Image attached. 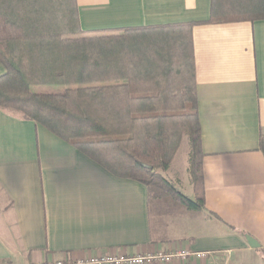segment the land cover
<instances>
[{
	"label": "crops",
	"instance_id": "obj_1",
	"mask_svg": "<svg viewBox=\"0 0 264 264\" xmlns=\"http://www.w3.org/2000/svg\"><path fill=\"white\" fill-rule=\"evenodd\" d=\"M76 2L87 34L192 25L205 210L152 200L140 183L0 110V264H264V20L210 24V0Z\"/></svg>",
	"mask_w": 264,
	"mask_h": 264
},
{
	"label": "trees",
	"instance_id": "obj_2",
	"mask_svg": "<svg viewBox=\"0 0 264 264\" xmlns=\"http://www.w3.org/2000/svg\"><path fill=\"white\" fill-rule=\"evenodd\" d=\"M261 20L264 0H210V24ZM191 28L87 34L76 0H0V110L42 126L114 177L140 183L152 200L202 212ZM33 87L64 92L33 94ZM184 138L192 199L162 176Z\"/></svg>",
	"mask_w": 264,
	"mask_h": 264
},
{
	"label": "rangeland",
	"instance_id": "obj_3",
	"mask_svg": "<svg viewBox=\"0 0 264 264\" xmlns=\"http://www.w3.org/2000/svg\"><path fill=\"white\" fill-rule=\"evenodd\" d=\"M44 90H46L44 89V87H33L31 89V92L33 94H44L43 92ZM188 154H189V145H188L187 139L184 138L169 167V170L163 173L164 177L169 178L170 181L173 182V185L176 187V189L182 191V193H189L192 191L190 182L188 183V178H189V175L187 173ZM174 179L176 180L178 179V182H175ZM176 183H179V184H176Z\"/></svg>",
	"mask_w": 264,
	"mask_h": 264
},
{
	"label": "built area",
	"instance_id": "obj_4",
	"mask_svg": "<svg viewBox=\"0 0 264 264\" xmlns=\"http://www.w3.org/2000/svg\"><path fill=\"white\" fill-rule=\"evenodd\" d=\"M143 261H144V258L137 257V258L129 259L126 262L129 264H142ZM118 263H120V260H116L113 257H105V258L100 259V260L92 259V260H88L86 262L80 261V262H76L73 264H118Z\"/></svg>",
	"mask_w": 264,
	"mask_h": 264
},
{
	"label": "water",
	"instance_id": "obj_5",
	"mask_svg": "<svg viewBox=\"0 0 264 264\" xmlns=\"http://www.w3.org/2000/svg\"><path fill=\"white\" fill-rule=\"evenodd\" d=\"M248 239V238H247Z\"/></svg>",
	"mask_w": 264,
	"mask_h": 264
}]
</instances>
